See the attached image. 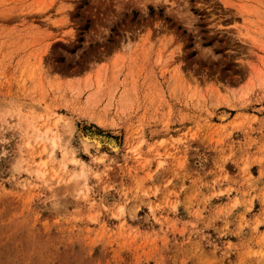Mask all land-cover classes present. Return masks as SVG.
<instances>
[{"label": "rangeland", "instance_id": "374dc122", "mask_svg": "<svg viewBox=\"0 0 264 264\" xmlns=\"http://www.w3.org/2000/svg\"><path fill=\"white\" fill-rule=\"evenodd\" d=\"M0 264H264V0H0Z\"/></svg>", "mask_w": 264, "mask_h": 264}, {"label": "bare ground", "instance_id": "6f19581e", "mask_svg": "<svg viewBox=\"0 0 264 264\" xmlns=\"http://www.w3.org/2000/svg\"><path fill=\"white\" fill-rule=\"evenodd\" d=\"M220 117L222 119H225L227 117V113L226 112H221L220 113ZM67 118L64 116H59L57 117L52 124V129L51 128H46L45 130L41 131L40 129L37 128L36 130V140L40 141L42 146H43V150L45 149V144L49 145L50 150H49V156L51 159H54V154H55V150L57 148L58 145L64 147L69 140V133H71V124H69V121L66 120ZM74 126V125H73ZM74 129V128H73ZM164 129H157L156 132L157 133H161L163 132ZM65 133H67V137H65ZM81 135V134H80ZM83 137V136H82ZM81 140H83L82 145L84 144V151L88 152L89 149V145H90V141L89 143L88 140L84 138H82ZM98 142V139L96 137H92V143L91 145L94 144L95 146V150L98 149L99 144L95 143ZM108 143L110 144V146L112 147V150L115 151L117 150V145L113 142V141H108ZM64 154V152H62V155ZM73 162H76L75 159H72ZM40 166H37L35 168V172L36 174H39L40 176H45L46 175V169L44 168V166L46 165V163L43 161L39 164ZM50 171H52L55 174V169L50 168Z\"/></svg>", "mask_w": 264, "mask_h": 264}]
</instances>
